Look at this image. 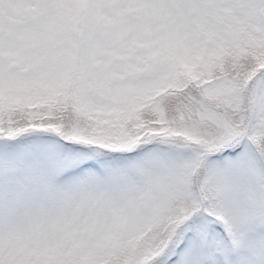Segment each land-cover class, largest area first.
I'll return each instance as SVG.
<instances>
[{
  "label": "snow or ice",
  "instance_id": "6c2138e0",
  "mask_svg": "<svg viewBox=\"0 0 264 264\" xmlns=\"http://www.w3.org/2000/svg\"><path fill=\"white\" fill-rule=\"evenodd\" d=\"M0 264H264V0H0Z\"/></svg>",
  "mask_w": 264,
  "mask_h": 264
}]
</instances>
